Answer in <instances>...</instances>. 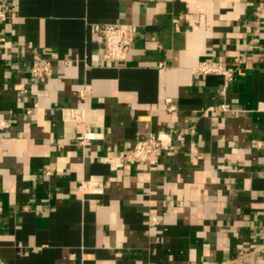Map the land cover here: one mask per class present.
<instances>
[{"label": "crops", "instance_id": "obj_1", "mask_svg": "<svg viewBox=\"0 0 264 264\" xmlns=\"http://www.w3.org/2000/svg\"><path fill=\"white\" fill-rule=\"evenodd\" d=\"M257 8L264 0H0V262L264 264ZM114 22L136 31L125 64L104 60L90 31ZM34 55L51 74L32 76ZM201 60L235 69L224 95L221 75L193 72ZM67 108L96 133L84 146ZM157 132L169 150L156 164L104 160ZM92 176L102 191L80 188Z\"/></svg>", "mask_w": 264, "mask_h": 264}, {"label": "built area", "instance_id": "obj_2", "mask_svg": "<svg viewBox=\"0 0 264 264\" xmlns=\"http://www.w3.org/2000/svg\"><path fill=\"white\" fill-rule=\"evenodd\" d=\"M258 16L264 15V10L257 8L255 10ZM4 18V14L0 12V19ZM90 31L101 38L103 44V59L116 64H125L132 42L136 36V31L128 24L121 22L114 23H92ZM244 55H239L234 58V63L237 65L244 60ZM235 69L226 67L223 63H213L209 60H201L194 68L193 72L198 75L219 74L223 78V85L219 91L221 95L225 94L228 83L232 80ZM51 64L47 60H42L39 55H34L30 66V73L34 78H42L51 74ZM83 92L80 96L83 97ZM170 109L173 106H169ZM208 109H212L211 107ZM219 109L223 112L233 114L236 110L231 108L228 103L223 102ZM65 121L75 124V137L81 146H84L90 139L96 136V133L88 130L85 121V110L83 108H67L63 111ZM6 123L1 122L0 127H6ZM169 139L163 136L162 133H151L147 137L141 138L132 148L125 149L119 157H105L104 160L112 167L122 165L124 162L144 163L154 165L157 163L159 156L169 150ZM262 142H257L261 145ZM116 159V161H114ZM49 173V171H47ZM80 188L91 192L102 191V177L92 176L87 181L80 183ZM257 251H260L264 260V242L260 244ZM246 254L245 250L238 252L237 257L241 258ZM0 264H6L0 262Z\"/></svg>", "mask_w": 264, "mask_h": 264}]
</instances>
